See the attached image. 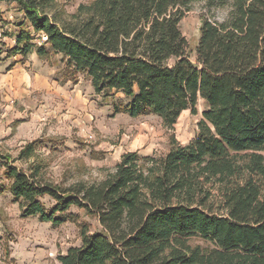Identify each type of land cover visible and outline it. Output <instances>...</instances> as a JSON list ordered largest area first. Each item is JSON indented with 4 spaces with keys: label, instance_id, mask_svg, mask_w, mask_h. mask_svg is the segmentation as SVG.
I'll list each match as a JSON object with an SVG mask.
<instances>
[{
    "label": "trees",
    "instance_id": "1",
    "mask_svg": "<svg viewBox=\"0 0 264 264\" xmlns=\"http://www.w3.org/2000/svg\"><path fill=\"white\" fill-rule=\"evenodd\" d=\"M198 2L227 13L201 19L192 62L179 26ZM0 3L24 19L10 58L60 56L69 76L121 94L129 117L154 115L168 130L205 105L187 145L172 140L166 155L143 161L124 154L98 184L63 189L0 156L23 217L59 226L55 215L77 207L96 218L100 232L83 229L60 264H264V0H94L69 19L53 0ZM32 154L28 146L15 161ZM194 237L207 246L192 247Z\"/></svg>",
    "mask_w": 264,
    "mask_h": 264
},
{
    "label": "rangeland",
    "instance_id": "2",
    "mask_svg": "<svg viewBox=\"0 0 264 264\" xmlns=\"http://www.w3.org/2000/svg\"><path fill=\"white\" fill-rule=\"evenodd\" d=\"M53 1L55 14L69 19L94 0ZM226 13L208 11L204 2H198L184 15L179 27L192 62L201 19L220 20ZM23 20L15 4L0 3V156L9 157L15 167L39 168L45 182L63 189L92 185L112 174L124 154L136 153L142 161L160 158L171 149L172 140L183 146L195 138L205 110L201 100L195 114L184 111L168 130L154 115L129 117L123 112L127 100L121 94H96L82 74L69 76L60 56L8 57ZM32 39L39 46L38 36ZM28 146L32 156L15 161ZM41 202L47 211L55 205L47 198ZM55 216L63 219L61 225L23 217L0 169V264H60L59 256L80 246L83 229L88 234L100 232L96 218L77 207ZM189 244L207 246L198 237Z\"/></svg>",
    "mask_w": 264,
    "mask_h": 264
}]
</instances>
